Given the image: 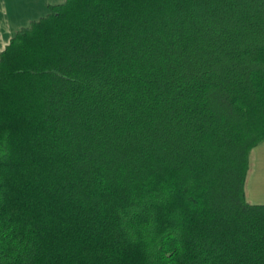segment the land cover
Masks as SVG:
<instances>
[{
	"label": "trees",
	"instance_id": "trees-1",
	"mask_svg": "<svg viewBox=\"0 0 264 264\" xmlns=\"http://www.w3.org/2000/svg\"><path fill=\"white\" fill-rule=\"evenodd\" d=\"M264 0H62L0 50V264H264Z\"/></svg>",
	"mask_w": 264,
	"mask_h": 264
},
{
	"label": "crops",
	"instance_id": "crops-1",
	"mask_svg": "<svg viewBox=\"0 0 264 264\" xmlns=\"http://www.w3.org/2000/svg\"><path fill=\"white\" fill-rule=\"evenodd\" d=\"M57 1L32 0L30 2L29 0H0V50L3 49L10 36L18 28L27 25L34 17L47 11L48 3H55ZM249 172L250 169L248 168L246 179L248 178ZM246 186L245 180V188Z\"/></svg>",
	"mask_w": 264,
	"mask_h": 264
},
{
	"label": "rangeland",
	"instance_id": "rangeland-1",
	"mask_svg": "<svg viewBox=\"0 0 264 264\" xmlns=\"http://www.w3.org/2000/svg\"><path fill=\"white\" fill-rule=\"evenodd\" d=\"M59 1L62 0L57 2ZM249 159H251L249 161L250 172L246 179L248 188L247 186V190L245 188L247 198L254 203H264V139L252 147Z\"/></svg>",
	"mask_w": 264,
	"mask_h": 264
}]
</instances>
